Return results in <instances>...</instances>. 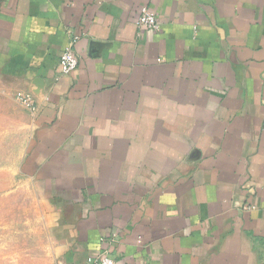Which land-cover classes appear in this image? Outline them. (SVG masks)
Segmentation results:
<instances>
[{
    "label": "crops",
    "instance_id": "crops-1",
    "mask_svg": "<svg viewBox=\"0 0 264 264\" xmlns=\"http://www.w3.org/2000/svg\"><path fill=\"white\" fill-rule=\"evenodd\" d=\"M0 76L60 263L264 264V0H0Z\"/></svg>",
    "mask_w": 264,
    "mask_h": 264
},
{
    "label": "rangeland",
    "instance_id": "rangeland-1",
    "mask_svg": "<svg viewBox=\"0 0 264 264\" xmlns=\"http://www.w3.org/2000/svg\"><path fill=\"white\" fill-rule=\"evenodd\" d=\"M5 84L0 76V264H60L42 193L24 160L30 117Z\"/></svg>",
    "mask_w": 264,
    "mask_h": 264
},
{
    "label": "built area",
    "instance_id": "built-area-1",
    "mask_svg": "<svg viewBox=\"0 0 264 264\" xmlns=\"http://www.w3.org/2000/svg\"><path fill=\"white\" fill-rule=\"evenodd\" d=\"M136 26L139 30H148L153 33L160 31V25L157 14L150 10L147 6H141ZM78 39L77 36H71L68 46L59 57L60 75H69L78 66V58L74 51V44ZM18 102L31 114L37 112V104L30 94L18 92L15 95ZM60 264H117L109 250H103L96 255L88 256L84 263H60Z\"/></svg>",
    "mask_w": 264,
    "mask_h": 264
}]
</instances>
